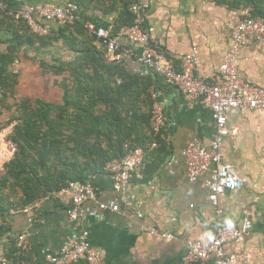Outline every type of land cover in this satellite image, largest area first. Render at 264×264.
I'll use <instances>...</instances> for the list:
<instances>
[{
    "label": "crops",
    "instance_id": "0c3cea01",
    "mask_svg": "<svg viewBox=\"0 0 264 264\" xmlns=\"http://www.w3.org/2000/svg\"><path fill=\"white\" fill-rule=\"evenodd\" d=\"M7 1L59 6L66 0ZM235 11L238 10L231 11L210 0H151L146 23L156 29V48L176 65L181 64L180 56L196 48L193 74L212 82L229 51L226 24ZM8 39L9 35L0 31V52H5ZM119 41L123 46L129 45L125 37H119ZM23 53L15 65V72L20 74L18 101L29 97L60 104V89L54 86L46 95L42 94L46 83L42 69L26 59ZM60 55L63 59L67 57L63 52ZM124 65L128 70L152 79L150 91L158 92L171 146V154L158 172L143 181L134 179L128 187L132 204L143 217L138 218L135 212L98 211L95 202H87L80 209L84 218L72 222L70 195L48 199L35 209L33 224L25 215L12 214L9 220L11 233L0 238V257L9 250L12 240L28 231L32 249L27 264H46V257L58 252L68 238L86 233L87 242L101 253L103 264H181L188 241L210 243L216 226L226 225L227 220L239 226L247 211L252 221L249 236L243 244H228L225 248L234 254L248 255L247 264H264V111L237 110L228 115L229 125L239 127L240 133L237 138L224 141L221 154L223 163L236 172L243 186L219 198L217 207L222 215L214 220L206 186L209 177L205 175L190 182L182 154L190 141L211 144L215 135L211 113L202 106H190L176 89L165 86L162 78L142 68L136 59L126 61ZM239 74L246 82L264 89V44L258 47L252 42L241 50ZM13 102L9 100L10 104ZM12 112L0 107V125L9 120ZM11 131V126L0 131V171L13 155L5 144ZM91 183L97 190L99 202L112 203L117 199L109 175L98 174ZM151 227L161 234H171L175 239L151 236L147 232ZM205 264L216 262L212 259Z\"/></svg>",
    "mask_w": 264,
    "mask_h": 264
},
{
    "label": "trees",
    "instance_id": "16d2710c",
    "mask_svg": "<svg viewBox=\"0 0 264 264\" xmlns=\"http://www.w3.org/2000/svg\"><path fill=\"white\" fill-rule=\"evenodd\" d=\"M69 1L79 8L74 22L44 21L50 35L41 36L17 16L20 4L0 0V31L9 35V45L0 52V107L13 111L0 129L12 127L8 140L16 146L0 171V238L11 233L12 211L56 194L70 182H92L107 174V164L123 158L127 144L145 149L144 178L158 172L171 154L165 128L155 134L150 126L152 79L124 64L108 63L103 42L86 28L91 23L119 38L122 29L134 25L133 0ZM210 1L231 11L251 8L252 16L264 21V0ZM22 52L42 69L45 81L54 78L60 104L29 97L18 101L15 65ZM10 244L4 257L9 264H21L16 240Z\"/></svg>",
    "mask_w": 264,
    "mask_h": 264
},
{
    "label": "built area",
    "instance_id": "2783aa9c",
    "mask_svg": "<svg viewBox=\"0 0 264 264\" xmlns=\"http://www.w3.org/2000/svg\"><path fill=\"white\" fill-rule=\"evenodd\" d=\"M1 7V5H0ZM151 7V0H133L131 12L134 25L119 32V37H125L129 45L123 46L119 38L111 36L105 28H97L91 23L86 24L88 32L97 36L105 46V58L110 64H124L126 61L136 59L139 65L162 78L165 86L176 89L190 106L199 105L209 110L215 128L211 144H204L198 140L190 141L183 150L187 177L190 182L208 175L206 181L209 190L210 208L214 210V220L222 215L218 209V200L228 192L241 189L243 181L236 172L223 163L221 148L227 138L235 139L240 133L237 126H230L228 115L237 110L264 111V89L252 85L240 77L241 50L254 42L258 47L264 44V21L254 18L251 8L235 11L230 22L226 24L229 39V51L223 58L218 76L212 81L195 77L196 48L188 54L179 57L178 66L155 46L156 29L146 23L147 14ZM79 8L76 4L66 0L62 5L52 4H20L17 16L27 21L31 31L41 36L50 35L48 27L42 22H60L72 24L76 19ZM136 51H139L137 54ZM154 99V113L151 119V129L157 134L166 127V119L158 102V92L152 91ZM8 150L13 154L16 146L11 140L5 142ZM152 147H156L153 143ZM127 154L121 159H115L106 166L107 175L112 180V188L117 199L112 203L99 202L98 193L91 182H70L60 192L46 197L25 208L12 211L28 217L33 224L34 211L45 200L71 196L72 209L69 217L72 222L84 218L81 207L87 202H95L98 211L110 210L114 213L135 212L138 218L143 215L132 204L128 194V187L134 179L143 181L142 173L145 149L143 147L131 148L125 146ZM212 219V221H213ZM211 222V220H209ZM252 230L250 213L244 212L239 226H216L215 236L210 243L190 240L187 242V252L181 264H205L214 259L216 264H247L248 255L234 254L226 250V245L243 244ZM151 236H159L167 240L175 239L171 234H161L151 227L147 230ZM84 233L80 237L68 238L61 249L46 257V264H76L84 261L87 264H103L101 253L90 246ZM16 256L21 264L31 252V235L28 231L19 234L16 238ZM0 264H9L3 256Z\"/></svg>",
    "mask_w": 264,
    "mask_h": 264
},
{
    "label": "rangeland",
    "instance_id": "374dc122",
    "mask_svg": "<svg viewBox=\"0 0 264 264\" xmlns=\"http://www.w3.org/2000/svg\"><path fill=\"white\" fill-rule=\"evenodd\" d=\"M47 81H45V82H47L48 84H44V88H43V92H42V94H44V95H46L47 93H48V91H51V90H53L54 88V86L55 85H53L52 84V81L54 80V78L53 77H51V76H48V78L46 79ZM56 87V86H55ZM4 124H5V122H4ZM1 127H4L3 125H2V123H1V125H0V128ZM0 131H2L1 129H0Z\"/></svg>",
    "mask_w": 264,
    "mask_h": 264
},
{
    "label": "clouds",
    "instance_id": "9594fccd",
    "mask_svg": "<svg viewBox=\"0 0 264 264\" xmlns=\"http://www.w3.org/2000/svg\"><path fill=\"white\" fill-rule=\"evenodd\" d=\"M226 225H227V227L231 228V227H232V222H231V220H227V221H226ZM207 235L209 236V239L212 238L210 233H208Z\"/></svg>",
    "mask_w": 264,
    "mask_h": 264
}]
</instances>
